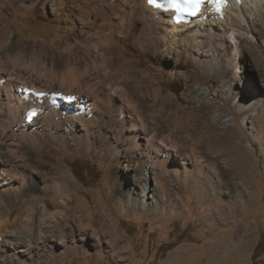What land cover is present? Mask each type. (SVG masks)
Here are the masks:
<instances>
[{
    "label": "rangeland",
    "instance_id": "rangeland-1",
    "mask_svg": "<svg viewBox=\"0 0 264 264\" xmlns=\"http://www.w3.org/2000/svg\"><path fill=\"white\" fill-rule=\"evenodd\" d=\"M81 2L67 1L63 19L52 13L49 0L30 8L19 6V0H0V57L21 45L27 46V65L34 59L41 69L71 66L82 71L90 65L85 78L102 79L99 87L125 86L131 106L117 97L122 110L111 105L105 112L103 105L93 108L90 95L81 91H75L77 97L64 92L71 100L56 105L53 94L63 93L56 90V82L45 100L34 96L44 90L32 84L29 98L35 102L25 111L42 101L44 106L32 109L38 115L50 106L64 109L49 126L37 122L34 135L18 134L31 126L19 124V116L13 137H0V159L13 173L0 189V264H264V37L241 38L238 62L218 75L201 72L184 54L176 60L151 49L140 51L134 43L140 29L136 20L131 33L114 35L118 45L107 49L112 55L107 62L87 46L105 27L99 25V16L93 25H82L74 8ZM166 60L172 62L169 68L163 65ZM236 66L241 72L235 88L243 92L248 86L255 96L243 112L221 91ZM140 69L148 72L147 80ZM5 75V82L20 81ZM150 80L160 90L157 97L152 87L146 88ZM200 88L208 93L197 100ZM17 96H22L18 90ZM97 96L104 98L103 93ZM32 110L22 117L28 118ZM5 113L0 112L1 127ZM215 113L230 121L223 123ZM244 115L247 120L242 122ZM152 163L162 205L141 208L138 199L137 205L128 204L129 196L135 198L129 185L138 183L143 168ZM126 176L129 183L120 187ZM44 205L52 219L41 213ZM68 243L73 249L50 257Z\"/></svg>",
    "mask_w": 264,
    "mask_h": 264
},
{
    "label": "bare ground",
    "instance_id": "bare-ground-1",
    "mask_svg": "<svg viewBox=\"0 0 264 264\" xmlns=\"http://www.w3.org/2000/svg\"><path fill=\"white\" fill-rule=\"evenodd\" d=\"M38 1L39 0H19L18 5L30 8ZM67 1H69L70 4H73L77 0H49L52 13L56 16L61 14L63 19H67L65 13V5ZM158 2H160V0H158ZM74 8L76 10V18L82 23V25H85V22L93 25L94 20L98 18V16L101 18L99 25L101 27L104 26L105 28L98 33L100 35L97 37V40L95 39V41L92 42L88 41L87 46L90 48L94 47L95 52L100 55V57H98L99 60L103 59L107 62L108 60L111 61L112 58V55H107V49L110 45L117 44V40L113 39L114 35L121 36L123 35V32H126L127 34L131 33L136 20L140 22V29L135 36L134 43L140 51L151 49L155 53L169 54L176 60H179L180 56L184 54L186 58L203 70L201 72L207 70L206 73L208 71H213V73L216 72L218 74L222 69L224 70L228 67L234 66L239 60L238 58L241 48L240 42H242L241 38H245L246 36L264 37V0H225V3L220 6L219 11L216 10V5L214 3L205 0L201 5L199 12L193 16L186 15L181 17V20L176 19L175 12L172 10L156 8L148 4V0H82V2L76 4ZM91 16H94L93 20L91 19ZM122 27H124L122 31L115 30V28L120 29ZM0 29H2L1 21ZM19 46L20 47L14 52L7 51L3 57H0V91L3 92V97L0 98L6 100L7 103L10 104L9 105L4 100H1L4 103V107L2 109L0 108V112H6V119H4L5 121H1L5 123H1L3 126H0V137L5 133L12 136L18 131L16 121L19 116H21L19 124L26 123L31 126L26 130H22L21 128V131L18 134L29 136L34 135L37 133L36 128H34L37 122L41 121V125H44V127L49 126L52 117L60 115V112L64 109L63 108L61 111H55L57 109L60 110L61 107L50 106V108L45 111L44 108L43 111L39 110L38 115V113H36V111L34 112L32 109L38 104L40 106L43 104L44 106L46 102L43 103L44 101H42L40 103L36 102L34 106L25 111L26 106L29 105L28 103L35 100V98H29V96L34 94V87L30 89L33 85L37 90H44V92L41 93H44L45 95L48 93V88H52L55 82L57 83L56 90L70 94H75V91L84 92L92 98L91 105L93 108L103 105L105 112H110L111 105L122 110L120 102H123L127 107L131 106L130 99L126 97V93H129V90L126 89L125 86L118 84V86L113 87V85L116 84L111 85V83H105L106 87H99L96 84L98 83L99 85V83L103 81L102 79H97L92 76L85 78V76L87 77L91 73L90 65H86L82 71H77L73 69L74 67L70 68L71 66L61 70H52L51 68L41 69V64L37 61L38 59L35 60L33 58V65L24 64V62H26L24 57L25 54H27V46ZM99 47H102L99 49L100 51L97 49ZM32 53L35 54L36 52ZM95 59L97 58H94L93 61H95ZM133 67L134 65H131L126 70ZM235 68L230 75L231 78H228L227 80L225 79L222 82L221 91L223 98H231V100H235L237 103V109L240 112H243L245 109L247 110L250 108L249 106L255 96L252 91H250V94L248 93V86H246L243 92H241L242 87L239 89L235 88L234 81L239 77L237 73L241 72V70L238 69L239 66H236ZM3 73L13 80L20 81L17 85L8 83L9 79L5 82L2 80L1 76ZM105 73L108 74L107 72ZM138 73L144 76L146 80L149 77L148 72L141 69ZM181 73H183V71H181ZM126 75L130 74L126 73ZM244 76L245 75H242L241 77ZM137 85L139 86V84ZM151 87L153 95L156 97L159 96L160 90L155 88L152 80L148 81V84L146 85V88L149 90ZM17 90L22 94L21 97L17 96ZM11 93L13 95L15 94L14 96L17 98V102H14ZM97 93H103V100H100L101 98L97 96ZM112 93L114 94V97L111 99L110 97ZM207 93L206 88H200L199 91H197L195 98L200 100L207 95ZM36 94L34 96H37ZM45 95L43 96V100H45ZM117 97L120 98V102H117ZM80 99H83V97L81 96ZM94 99L100 101L95 102ZM29 110H32V112L36 114L33 115L32 113L28 118L24 119L22 113H26ZM65 111L70 110L65 108ZM68 114L69 116H72L71 112L64 113V115ZM215 116L222 119L221 121L225 124L230 121L229 116L223 117L220 113H215ZM14 118L16 119L15 121ZM246 120L244 115L242 117V122H245ZM91 125L94 126V123L91 122ZM14 128L16 129L14 130ZM84 129L88 130L89 127H84ZM136 139L139 140L140 138ZM134 149V151H136L135 153L139 155V147L135 146ZM114 152L121 155L119 149L115 148ZM153 166L154 163H152L151 166L146 165L141 172V177L139 178L138 183H132L129 185V191L133 193L135 198L133 201L129 196L128 204L137 205L136 200L138 199L140 202L138 206L141 208L162 205L160 192H158L155 183H153V180L155 182ZM10 176H13L12 170L4 167L3 160L0 159V189L6 188L4 185L6 184L7 178ZM63 176L66 175L63 174ZM126 178L127 176L119 180L120 187H124L129 183ZM3 181H5V184ZM24 181L25 179L21 177L22 185H24ZM57 192L59 194L62 192L59 185H56V193ZM204 194H209L208 185H205ZM63 201L65 202V200ZM1 203H3V201ZM40 211L45 217H53L51 214L49 216L45 205ZM56 226L57 225L55 224L54 228ZM24 232L27 234L31 233V229H24ZM59 235H62L63 237V232H59ZM64 241L65 239H62L61 243H64ZM71 244L72 243H68L64 250L52 251L50 257L52 255L61 256L69 248L73 249L74 244Z\"/></svg>",
    "mask_w": 264,
    "mask_h": 264
},
{
    "label": "snow or ice",
    "instance_id": "snow-or-ice-1",
    "mask_svg": "<svg viewBox=\"0 0 264 264\" xmlns=\"http://www.w3.org/2000/svg\"><path fill=\"white\" fill-rule=\"evenodd\" d=\"M205 0H148V3L156 8L172 10L176 13L182 14L187 12L190 15H195L200 11L201 5ZM210 3L216 5V10H220V6L225 3V0H209ZM38 97H42L44 93H37ZM35 113H33L34 115Z\"/></svg>",
    "mask_w": 264,
    "mask_h": 264
},
{
    "label": "water",
    "instance_id": "water-1",
    "mask_svg": "<svg viewBox=\"0 0 264 264\" xmlns=\"http://www.w3.org/2000/svg\"><path fill=\"white\" fill-rule=\"evenodd\" d=\"M163 65L165 68H169L172 65V62L169 60H166L165 62H163Z\"/></svg>",
    "mask_w": 264,
    "mask_h": 264
},
{
    "label": "trees",
    "instance_id": "trees-1",
    "mask_svg": "<svg viewBox=\"0 0 264 264\" xmlns=\"http://www.w3.org/2000/svg\"><path fill=\"white\" fill-rule=\"evenodd\" d=\"M261 245H262V241L260 243H258V245L256 246V249H255L256 252L260 248ZM251 264H254V263H251Z\"/></svg>",
    "mask_w": 264,
    "mask_h": 264
}]
</instances>
